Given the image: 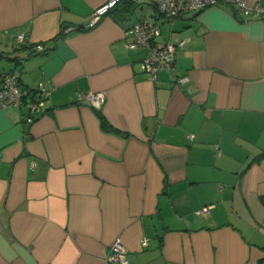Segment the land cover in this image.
Wrapping results in <instances>:
<instances>
[{
    "label": "crops",
    "instance_id": "0c3cea01",
    "mask_svg": "<svg viewBox=\"0 0 264 264\" xmlns=\"http://www.w3.org/2000/svg\"><path fill=\"white\" fill-rule=\"evenodd\" d=\"M107 1L0 0V78L51 89L32 123L0 108V264H108L116 238L128 264H264V19L212 6L171 24L120 0L88 26ZM139 20L186 83L142 71Z\"/></svg>",
    "mask_w": 264,
    "mask_h": 264
},
{
    "label": "built area",
    "instance_id": "2783aa9c",
    "mask_svg": "<svg viewBox=\"0 0 264 264\" xmlns=\"http://www.w3.org/2000/svg\"><path fill=\"white\" fill-rule=\"evenodd\" d=\"M120 0H108L105 4L98 6L92 13L88 26L95 21ZM135 3H149L153 5L158 13L166 18L171 24L179 14L187 11H201L208 7H220L230 13H236L247 19H264V4L258 0H131ZM129 39L125 47L129 51L142 50L140 60L141 69L151 80H156L160 72H167L176 84H184L189 80L187 75H178L174 71L176 56V45L169 40L159 42L161 36L160 26L148 20L134 22L126 31ZM18 43L24 42V35L15 36ZM31 49V48H30ZM38 51L44 50L43 43L39 42L32 46ZM51 94L46 81L41 80L33 88L21 86L19 74L12 70L2 74L0 78V108L4 107H26L23 119L26 123H32L44 111L46 100ZM78 100H86L92 107L98 108L104 101L103 92L88 91L84 94H77ZM188 137L192 139L193 134ZM215 153L219 155L218 145L214 146ZM142 246L147 244V239H140ZM127 248L120 238H116L109 247L105 260L108 264H128Z\"/></svg>",
    "mask_w": 264,
    "mask_h": 264
},
{
    "label": "trees",
    "instance_id": "16d2710c",
    "mask_svg": "<svg viewBox=\"0 0 264 264\" xmlns=\"http://www.w3.org/2000/svg\"><path fill=\"white\" fill-rule=\"evenodd\" d=\"M122 1V0H121ZM124 1H126V3H129V4H127L128 5V7L130 6H132L133 5V3H135V2H133V1H131V0H124ZM155 8V7H154ZM155 11H156V13L157 14H159L158 13V11L156 10V8H155ZM160 15V14H159ZM63 35H64V28L62 27V28H60V31L52 38V41H54V42H57L58 40H60L62 37H63ZM97 111V113H98V116H99V118H100V121H101V123H102V125L103 126H107V123H106V120L103 118V116L98 112V110H96ZM260 200H261V202H262V204H264V195H262L261 197H260Z\"/></svg>",
    "mask_w": 264,
    "mask_h": 264
},
{
    "label": "rangeland",
    "instance_id": "374dc122",
    "mask_svg": "<svg viewBox=\"0 0 264 264\" xmlns=\"http://www.w3.org/2000/svg\"><path fill=\"white\" fill-rule=\"evenodd\" d=\"M148 18V17H147ZM148 19H150V20H153V18L151 17V16H149V18ZM167 28H168V24L167 23H165V22H163L162 23V31H163V34H165L166 33V31H167Z\"/></svg>",
    "mask_w": 264,
    "mask_h": 264
}]
</instances>
